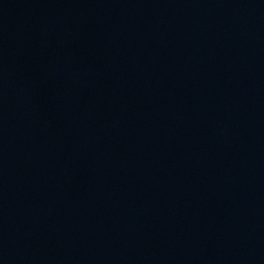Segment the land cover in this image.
Wrapping results in <instances>:
<instances>
[{"label":"water","instance_id":"water-1","mask_svg":"<svg viewBox=\"0 0 264 264\" xmlns=\"http://www.w3.org/2000/svg\"><path fill=\"white\" fill-rule=\"evenodd\" d=\"M0 264H264V0H0Z\"/></svg>","mask_w":264,"mask_h":264}]
</instances>
